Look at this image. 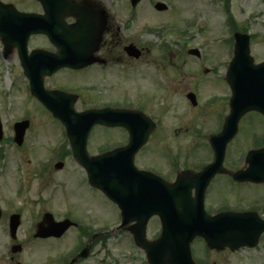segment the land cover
<instances>
[{
    "label": "rangeland",
    "instance_id": "obj_1",
    "mask_svg": "<svg viewBox=\"0 0 264 264\" xmlns=\"http://www.w3.org/2000/svg\"><path fill=\"white\" fill-rule=\"evenodd\" d=\"M158 1L167 4L165 12L153 10L151 4ZM110 2L115 5L112 9L119 11L122 5V19L115 21L118 31L114 41L122 40V44H126L127 40L140 42L147 48L146 52L153 56L147 58V64L132 63L125 71L118 68L119 63L115 64L104 75L107 83L99 86V93H102V99L110 102L111 107L142 106L144 113L153 119L155 125L146 144L134 156V164L138 169L151 166L164 171L168 165L166 154L174 156L181 169V150L191 141V127L204 126L199 117L211 116L218 110L214 108L205 115L202 108L215 97L223 102L228 98V87L225 88L217 78L218 75L225 76L232 58L233 40H230L231 46L227 41L232 37L230 28L241 27L253 36L250 55L254 63L264 61V0H142L136 13L131 18L128 15L127 20V0ZM110 20L113 22L112 18ZM149 27L153 29L146 31ZM189 49L199 50L200 57L189 55ZM110 50L112 55L119 58L115 53L117 49H112L110 45ZM162 53L174 59L178 54L182 55V60L174 61V84L171 88L166 83L169 77H165L169 75L168 68L165 62L159 60L158 54ZM12 62L0 60V122L4 138L0 140V264H59V258L69 259L82 244H87L89 236L79 239L76 229L71 228L60 239H33L34 225L41 219L39 213L47 211L53 214L55 220H60L63 212L58 208H62L63 203L69 202L79 209L80 202H83V208L87 207L91 211L86 217L76 216L75 219L85 228L90 226L91 232H106L118 223L119 217L114 204L83 182L84 172L70 158L62 162L57 173L50 176L49 186L38 180H27L26 173L33 168V163L26 164L25 159L28 157L22 158L24 175L21 174L16 165L17 156H21L20 150H14L5 141L13 134L12 122L24 112L32 118L30 131L27 130L25 138L31 144L32 151L40 149L42 154L48 153L61 134L58 123L27 98L26 91L22 90L21 72L11 69ZM83 78L80 80L83 81ZM55 83L72 92H76L75 86H82L75 85L76 78L68 74L53 77L51 84ZM79 90L81 97L75 102L77 111L87 109V105L82 102H95L86 97L82 87ZM188 92L195 93V107L190 105L185 96ZM216 106H220V103ZM126 138L127 134L123 130L121 134L118 129L104 131L103 128H94L90 133L88 148L92 154H96L99 146L105 145L110 150ZM238 139L235 146L241 144V136ZM64 151L67 152V149ZM23 178L28 192L18 195V186L24 187V182L21 183ZM209 197L220 200L224 194L218 191ZM15 211L21 213V219L16 238L12 240L8 234V216ZM156 231L154 219L148 225L146 235L149 237ZM126 236L129 237L122 229L107 231L106 235L89 244L88 256L76 264H144V257L128 243ZM17 245H22L21 251L12 254L11 246ZM200 256L204 263L210 264H264V235L253 250L208 251L202 252Z\"/></svg>",
    "mask_w": 264,
    "mask_h": 264
},
{
    "label": "flooded vegetation",
    "instance_id": "obj_2",
    "mask_svg": "<svg viewBox=\"0 0 264 264\" xmlns=\"http://www.w3.org/2000/svg\"><path fill=\"white\" fill-rule=\"evenodd\" d=\"M120 12L122 13V5L120 11L119 9H112L110 0H0V60L13 61L11 69L21 72L20 74L23 77L26 76L25 74L35 76L42 74L45 89H61L66 90L67 93H75L77 96L75 102L81 97L78 91L82 87V92H86V97L95 101L93 103L89 100L86 103L82 102L87 105L86 108L101 107L106 103V99H102L103 96L102 93H99V86H102V83H107L104 75L115 64L119 63L121 67L123 64L125 68L132 63L147 64V58L153 56L143 52L144 49L139 45V42H126V44H134L141 51L139 58H130L123 52L126 44H122V40L114 41L118 31L114 19ZM111 18L113 22L110 20ZM31 28H41L44 33L26 37ZM8 29L13 31H6ZM88 35L92 36L88 37ZM3 38H7L9 43H4ZM24 40L25 45L23 46ZM66 42L72 44L68 46ZM110 45L112 49L118 50L115 53L119 58L111 54ZM23 48L25 53L22 50ZM63 49L66 52L71 50V53L77 59H91L92 61L89 65L77 69H55L57 67L56 61L61 56ZM102 50L105 51L102 52ZM22 51L25 55L23 68L21 67L20 57ZM161 60L165 62L168 68L169 75L166 74L165 77L166 79L169 77L166 83L167 87L171 88L174 84L172 75L175 71V59L163 57ZM61 74H68L71 78H76L75 85L82 86H75L77 88L76 92H72L58 83L51 84L53 77ZM81 78H83V81L80 80ZM26 79H24V84L25 89L28 91L29 81ZM63 82H67V80ZM220 101L210 102L202 108L205 115L214 108H218L211 116L202 115V117H199L204 126L191 127V141L188 146L181 150V169H179L180 163H177L171 154H166L168 165L164 171L151 166L147 168L167 182H173L180 171L184 173L185 185H194L200 188L208 180L203 207L210 216L222 213H254L264 220V183L238 180L236 179L238 177L235 178L234 176L239 171L247 168L245 156L250 150L264 149V119L262 117L250 116L251 114L242 116L237 122L236 134L226 144L224 158L222 164L218 167V171L213 174H211L213 171L210 170L206 172V168L215 161L214 152L209 143L210 138L223 130L226 114L228 113V101ZM34 102L37 106L40 105L36 100ZM219 103L220 106H216ZM233 131L234 128L231 127L228 130V135ZM238 136H241V144L235 146L239 142ZM5 141L11 143L14 150H20L19 154L21 156L18 155L17 159L21 163V170L23 157H28L25 159L27 165L33 163V168L28 169L26 173L27 180H38L46 186H49L50 176L58 172L56 163H62L70 156L68 150L66 152L63 149H58L53 152L56 149H53L56 143L51 145L47 154H42L40 149L36 152L32 151V146L25 136L21 144L15 143L13 134L7 137ZM220 145L221 141L218 142V146ZM245 145L247 147L242 149L241 147ZM120 146H122V141ZM99 152L100 150L97 153ZM23 171L22 174L24 175ZM52 180L54 181L53 176ZM23 182V193L28 192L24 178ZM218 191L222 192L224 197L220 200H212L209 195L216 194ZM80 203L79 209L74 208L69 202L63 203L62 208H58L59 211L63 212L61 220H76V216L86 217L91 210L87 207L84 209L83 205L85 203ZM46 212L39 213V215L41 214L42 217ZM154 219L157 228H159L160 224L157 217L151 218L149 222ZM95 234L97 233H94L92 237ZM202 243V240H196V244ZM194 254L202 259L199 252ZM67 263L63 262L61 264ZM200 263L210 264L209 262L204 263L203 260Z\"/></svg>",
    "mask_w": 264,
    "mask_h": 264
},
{
    "label": "water",
    "instance_id": "obj_3",
    "mask_svg": "<svg viewBox=\"0 0 264 264\" xmlns=\"http://www.w3.org/2000/svg\"><path fill=\"white\" fill-rule=\"evenodd\" d=\"M156 8L161 10L163 6L158 4ZM6 31L12 32L13 30L8 29ZM235 39V56L228 73V80L233 90L231 104L236 112L255 109L264 115V63L257 66L252 65V59L248 56V37L246 35L236 34ZM130 54L137 55L132 47L130 48ZM37 78L33 75L35 84ZM35 86L36 94L56 116L65 122L68 134L77 143V146L75 145L78 151L77 157L87 168L90 181L121 208L126 221L137 220L142 228L147 217L152 213L158 212L165 215L163 218L165 231L159 241L154 243L148 251L151 264H165L167 258L165 255L170 258L169 264H193L189 257L188 243L196 235L203 236L214 247L222 244L237 247L246 243L249 244L247 242L248 238L252 241L255 239L259 228L257 231L255 227H252L246 221L243 222L241 219L219 220L218 222L204 224L200 215L195 218L194 215L184 216V211L179 212L174 209L172 212L171 205L165 201L166 195L163 190L156 187L152 181H149L150 175L135 170L132 164V156L144 142L150 127V124H146L142 118L130 112L120 111H90L83 115H71L72 112L67 109L66 103L45 96L39 84ZM188 97L193 101L192 95ZM236 117L237 113L233 115L232 123ZM94 123L126 127L130 133V144L112 154L88 160L85 156L84 141ZM258 173L260 172L255 169V178ZM178 194L177 191H174L173 194L169 195V198L170 196L175 198L181 196L179 204L183 206L185 203L183 194H179V196ZM174 204L177 205V202L174 201ZM141 210L148 212L142 221L135 218L136 213ZM50 218L47 215L38 224L36 236H60L67 228L68 224H55ZM18 223L17 216L10 218L12 237ZM236 229L240 232L234 231ZM18 249L15 248L12 252H16ZM86 256L87 250H84L78 257L84 258Z\"/></svg>",
    "mask_w": 264,
    "mask_h": 264
}]
</instances>
